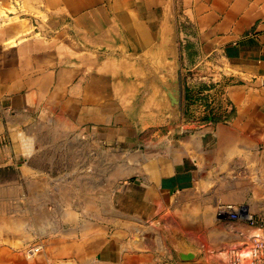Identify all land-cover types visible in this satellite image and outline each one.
<instances>
[{
    "label": "crops",
    "instance_id": "obj_1",
    "mask_svg": "<svg viewBox=\"0 0 264 264\" xmlns=\"http://www.w3.org/2000/svg\"><path fill=\"white\" fill-rule=\"evenodd\" d=\"M181 23L249 76L228 87L208 123L185 124ZM61 122L79 126L63 135L80 140H41ZM120 149L134 156L111 159L107 203L83 188L67 199L83 170ZM0 175L7 186L21 175L36 181L38 197L41 183H56L52 212L69 219L49 217L63 232L49 235L42 257L0 246V264H232L247 255L264 219V0H0ZM2 197L6 222L8 189ZM219 202L243 205L257 222L218 218Z\"/></svg>",
    "mask_w": 264,
    "mask_h": 264
},
{
    "label": "rangeland",
    "instance_id": "obj_2",
    "mask_svg": "<svg viewBox=\"0 0 264 264\" xmlns=\"http://www.w3.org/2000/svg\"><path fill=\"white\" fill-rule=\"evenodd\" d=\"M5 17L11 21L17 18L16 11ZM192 25L189 23H181L179 29L185 30L183 37L179 38V83L185 90V104L183 108L185 116V124L192 122V120H200V123H208L210 116H213L214 111L223 110L225 108L226 93L228 87L231 84H236L249 80V76L243 75L242 73L232 70L231 67L226 63L222 54H208L204 51V42L202 39L191 36L187 33V29H191ZM215 103V108L213 107ZM180 121V119H179ZM178 122L176 115L170 122L172 125H176ZM79 126L66 125L64 122L58 125L48 126L44 131L41 140H80V137L74 135L63 134L66 131H75L79 129ZM62 133V134H61ZM69 138V139H68ZM34 141L33 137H30L29 141ZM32 150V149H31ZM33 153L34 150L29 151ZM134 156V150L120 149L116 150L115 154H111L108 159L105 160L103 166L90 165L83 170V176L87 178L86 181L74 182L72 195L69 191L67 199L72 200L73 195L79 188H83L84 191H88L90 199L96 201L97 194L103 195L105 202L109 199V195L112 191L113 182H109L107 179L112 177L114 171H112L111 159L120 158L121 160H127ZM121 176L124 174L123 166ZM18 173L14 171L10 173V179H17ZM0 175V246L7 247L8 252L11 255V251L17 252L21 259L31 261L35 258L43 256L45 251H50V247L45 244L48 243V237L56 232H63L62 227L55 225L49 226V217H52L53 221L60 222L63 224L66 220L64 213L52 212L58 205L61 204L59 196H49V186L53 188L56 183H41L40 197H38V183L36 181L29 180V177L21 175V181L19 186L17 182L10 183L7 186L6 182ZM58 183V182H57ZM45 187V191H43ZM8 189L9 191V219L6 222L1 220V209L3 203L2 194ZM14 191L16 196L11 198L10 192ZM16 191H19V198L17 197ZM40 204L41 214L40 217L36 214V207ZM92 203L90 204V209ZM59 209V208H58ZM13 210V211H12ZM107 210V209H106ZM108 211V210H107ZM109 213H105L108 216ZM11 217H17L16 219ZM224 220H230L225 218ZM40 224L42 226L41 238H36L37 229ZM43 225H45V232L43 233ZM43 244V248L34 256L29 257L27 249L33 244ZM14 254V253H13ZM15 255V254H14Z\"/></svg>",
    "mask_w": 264,
    "mask_h": 264
},
{
    "label": "built area",
    "instance_id": "obj_3",
    "mask_svg": "<svg viewBox=\"0 0 264 264\" xmlns=\"http://www.w3.org/2000/svg\"><path fill=\"white\" fill-rule=\"evenodd\" d=\"M242 171H238L241 175ZM216 215L218 218H228L231 220L245 219L255 224L257 220L253 217L243 205H237L231 202H219L216 206ZM260 225L262 230L251 236L249 253L244 255L241 252L235 254L232 264H264V219ZM43 248V244H33L27 249L29 257L34 256Z\"/></svg>",
    "mask_w": 264,
    "mask_h": 264
},
{
    "label": "bare ground",
    "instance_id": "obj_4",
    "mask_svg": "<svg viewBox=\"0 0 264 264\" xmlns=\"http://www.w3.org/2000/svg\"><path fill=\"white\" fill-rule=\"evenodd\" d=\"M22 138H23V137H22ZM27 138H28V137H27ZM25 139H26V138H25ZM25 139H24V140H25ZM24 140H23V141H24ZM28 140H29V139H28ZM30 142H32V140H31ZM26 144H27V143H26ZM32 144H33V143H32ZM29 145H30V144H29ZM30 146H31V145H30ZM30 146H29V147H30ZM31 148H33V146H31ZM26 149H27V148H26ZM28 151H29V150H28ZM30 151H32V150H30ZM247 253H248V252H247Z\"/></svg>",
    "mask_w": 264,
    "mask_h": 264
},
{
    "label": "water",
    "instance_id": "obj_5",
    "mask_svg": "<svg viewBox=\"0 0 264 264\" xmlns=\"http://www.w3.org/2000/svg\"><path fill=\"white\" fill-rule=\"evenodd\" d=\"M174 96V95H173Z\"/></svg>",
    "mask_w": 264,
    "mask_h": 264
}]
</instances>
